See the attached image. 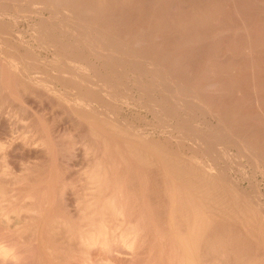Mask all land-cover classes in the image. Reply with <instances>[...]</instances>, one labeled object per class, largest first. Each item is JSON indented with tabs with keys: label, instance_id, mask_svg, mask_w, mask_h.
I'll use <instances>...</instances> for the list:
<instances>
[{
	"label": "rangeland",
	"instance_id": "obj_1",
	"mask_svg": "<svg viewBox=\"0 0 264 264\" xmlns=\"http://www.w3.org/2000/svg\"><path fill=\"white\" fill-rule=\"evenodd\" d=\"M19 1L0 0V264H264V0Z\"/></svg>",
	"mask_w": 264,
	"mask_h": 264
},
{
	"label": "bare ground",
	"instance_id": "obj_2",
	"mask_svg": "<svg viewBox=\"0 0 264 264\" xmlns=\"http://www.w3.org/2000/svg\"><path fill=\"white\" fill-rule=\"evenodd\" d=\"M16 1H18V0H16ZM21 1V0H20ZM19 1V2H20ZM15 2V1H14ZM79 2V1H78ZM81 2V1H80ZM16 3V2H15ZM18 3V2H17ZM31 4V3H30ZM82 4V3H81ZM34 5V4H33ZM45 5V4H44ZM5 8V7H4ZM56 9V8H55ZM8 10V9H7ZM31 10V9H30ZM27 11V10H26ZM83 14V13H82ZM16 16V15H15ZM69 16V15H68ZM25 17V16H24ZM71 19V18H70ZM67 20V19H66ZM72 20V19H71ZM67 22H69V21H67ZM42 26V25H41ZM91 26V25H90ZM49 30V29H48ZM255 30V29H254ZM242 32V31H241ZM257 32V31H256ZM111 36V35H110ZM109 36V37H110ZM264 36V35H263ZM117 37V36H116ZM114 38V37H113ZM51 39V38H50ZM60 40V39H59ZM60 42V41H59ZM57 44H58V47H56V49H57V51H59V50H65L64 49V47L60 44L59 45V43L58 42H56ZM108 44V43H107ZM67 45V44H66ZM56 46V45H55ZM55 46H54V48H55ZM68 46V45H67ZM113 46V45H112ZM69 48V47H68ZM111 48V47H110ZM91 49H92V47H91ZM95 49V48H94ZM105 49V48H104ZM113 49V48H112ZM115 49V48H114ZM126 49V48H125ZM93 50V49H92ZM110 50V49H109ZM96 51V50H95ZM99 51V50H98ZM62 52V51H61ZM111 52V51H110ZM79 54V53H78ZM82 54H84V53H82ZM110 54V53H109ZM80 56V55H79ZM90 56V55H89ZM33 58V57H32ZM134 58V57H133ZM76 59V58H75ZM116 59V58H115ZM14 60V59H13ZM65 60V59H64ZM77 60V59H76ZM80 60V59H79ZM86 60V59H85ZM83 61V60H82ZM130 61V60H129ZM140 61V60H139ZM28 62V61H27ZM56 62H59V61H56ZM79 62V61H78ZM143 62H144V60H143ZM16 63V62H15ZM83 63V62H82ZM115 63V62H114ZM120 63V62H119ZM118 63V64H119ZM125 63V62H124ZM132 63H133V61H132ZM146 63H148V62H146ZM145 63V64H146ZM150 63V62H149ZM11 64V63H10ZM42 64V63H41ZM46 64V63H45ZM44 64V65H45ZM59 64L60 65H63V67H67V68H70L71 70H76V68L78 67V65L72 60V59H67V61L66 62H64V61H60L59 62ZM58 64V65H59ZM144 64V65H145ZM151 64V63H150ZM153 65V64H152ZM151 65V66H152ZM90 66V65H89ZM149 66V65H148ZM5 67V66H4ZM87 67V66H86ZM119 67V66H118ZM117 67V68H118ZM22 68V67H21ZM48 68V67H47ZM148 68V67H147ZM153 68V67H152ZM79 69H80V66H79ZM91 69H92V67H91ZM114 69V68H113ZM143 69V68H142ZM154 69V68H153ZM29 70V69H28ZM67 71V69H64V71ZM78 70V69H77ZM96 70V69H95ZM150 70V69H149ZM39 71V70H38ZM45 71V70H44ZM59 72H58V78H61V80L62 79H66L68 76L67 75H65L63 72H61V70L59 69L58 70ZM88 71H90L89 69H88ZM139 71V70H138ZM162 71V70H161ZM12 72V71H11ZM52 72V71H51ZM56 72V71H55ZM68 72H70V71H68ZM84 72V71H83ZM142 72V71H141ZM149 72V71H148ZM44 73V72H43ZM80 73H82V70L80 71ZM96 73V72H95ZM94 73V74H95ZM98 73V72H97ZM109 73V72H108ZM26 74H27V72H26ZM29 74V73H28ZM84 74V73H83ZM87 74V73H86ZM89 74H90V72H89ZM94 74H91V76L92 75H94ZM32 75V74H31ZM38 75V74H37ZM42 75V74H41ZM96 75H98V77H99V74H96ZM105 75V74H104ZM130 76V75H129ZM28 77V76H27ZM85 77H87V76H85ZM97 76H95V78H96ZM119 77V76H118ZM49 78V77H48ZM57 78V77H56ZM78 78V77H77ZM88 79H90V80H92L91 78H89V77H87ZM35 79V78H34ZM82 79V78H81ZM81 79H77V81H72V82H75V83H78V85L80 84L81 86V88L82 89H85V91L90 95V97L93 99V100H95V99H101L102 98V96H101V98H100V96L95 92V91H93V89H88V88H86L85 86H82V85H84V80H81ZM85 79V78H84ZM104 79V78H103ZM112 79V78H111ZM132 79V78H131ZM33 80V79H32ZM49 80V79H48ZM51 80V79H50ZM95 80V79H94ZM98 80H100V79H98ZM110 80V79H109ZM60 81V80H59ZM63 81V80H62ZM103 81V80H102ZM30 82H32V81H30ZM55 83V82H54ZM60 83V82H59ZM64 83V82H63ZM62 83V84H63ZM67 83H69V82H67ZM98 83V82H97ZM108 83V82H107ZM34 84V83H33ZM99 84V83H98ZM103 84V83H102ZM101 84V85H102ZM51 85V84H50ZM114 85V84H113ZM34 86V85H33ZM44 86V85H43ZM63 86V85H62ZM67 86V84H65V86H64V88ZM74 86V85H73ZM41 87V86H40ZM94 87V86H93ZM106 87V86H105ZM114 87V86H113ZM48 88V87H47ZM76 88V87H75ZM111 89H112V87H110ZM11 89V88H10ZM77 89V88H76ZM103 89V88H102ZM105 89H107V88H105ZM110 89V90H111ZM156 89V88H155ZM49 90V89H48ZM110 90H107V91H110ZM118 90V89H117ZM53 91V90H52ZM72 91V90H71ZM78 91V90H77ZM76 91V92H77ZM82 92V91H81ZM73 93V92H72ZM257 93V92H256ZM78 95H79V91H78V93H77ZM81 94V93H80ZM107 94V93H106ZM106 94H104V95H106ZM121 94V93H120ZM159 94V93H158ZM217 94V93H216ZM77 95V96H78ZM104 95H103V97H104ZM110 95V94H109ZM108 95V96H109ZM255 95V94H254ZM82 96H84L83 94H82ZM88 96V95H87ZM111 96V95H110ZM124 96V95H123ZM86 97V96H85ZM85 97H82V98H85ZM89 97V96H88ZM112 97H114V98H116V96L114 95H112ZM258 97V96H257ZM81 98V97H80ZM73 99V98H72ZM78 99V98H77ZM92 99H90V100H92ZM109 99H110V97H109ZM255 99V98H254ZM257 99V98H256ZM80 100V99H79ZM100 101V100H99ZM258 101H260V100H258ZM92 102V101H91ZM115 102V101H114ZM147 102V101H146ZM93 103V102H92ZM97 103H98V101H97ZM160 103V102H159ZM99 104V103H98ZM110 104V103H109ZM146 104V103H145ZM107 106V105H106ZM104 107V106H103ZM110 107V106H109ZM115 107V106H114ZM2 109V108H1ZM80 110V109H79ZM173 111V110H172ZM99 112V111H98ZM176 112V111H175ZM83 113V112H82ZM184 113V112H183ZM218 113V112H217ZM224 114V113H223ZM80 115V114H79ZM82 117V116H81ZM88 117V116H87ZM96 119V118H95ZM85 120V119H84ZM97 120V119H96ZM104 121V120H103ZM226 121V120H225ZM98 122V121H97ZM224 122V121H223ZM99 123V122H98ZM104 124V123H103ZM223 124V123H222ZM220 125V124H219ZM94 126V125H93ZM101 126V125H100ZM99 126V127H100ZM232 127V126H231ZM107 128V127H106ZM96 129V128H95ZM128 129V128H127ZM113 130V129H112ZM120 132V131H119ZM131 132V131H130ZM234 132V131H233ZM182 134V133H181ZM213 134V133H212ZM233 134V133H232ZM127 135V134H126ZM125 135V136H126ZM129 135V134H128ZM133 135V134H132ZM244 135V134H243ZM103 137V136H102ZM116 137V136H115ZM136 137V136H135ZM237 137V136H236ZM242 137V136H241ZM117 138H119V137H117ZM104 139V138H103ZM135 139V138H134ZM224 139V138H223ZM97 140V139H96ZM148 140V139H147ZM229 140V139H228ZM233 140V139H232ZM248 143V142H247ZM242 147V146H241ZM240 146H239V148H241ZM247 147V146H246ZM246 147H244V148H246ZM264 147V146H263ZM131 148V147H130ZM209 148V147H208ZM244 150V149H243ZM245 151H247V150H245ZM249 152H250V150H248ZM252 151V150H251ZM120 152V151H119ZM255 152V151H254ZM254 152H253V154H254ZM258 155V154H257ZM111 156V155H110ZM255 156V155H254ZM135 157V156H134ZM257 157V156H256ZM133 158V157H132ZM241 158V157H240ZM251 158V157H250ZM117 159V158H116ZM126 162V161H125ZM141 163V162H140ZM188 164V163H187ZM200 164V163H199ZM202 165V164H201ZM45 166V165H44ZM143 167V166H142ZM191 167V166H190ZM134 168V167H133ZM23 171V170H22ZM103 171V170H102ZM36 172V171H35ZM88 173V172H87ZM90 176V175H89ZM163 176V175H162ZM81 177V176H80ZM174 177V176H173ZM96 178V177H95ZM93 179V178H92ZM142 179V178H141ZM168 179V178H167ZM177 179V178H176ZM179 180V179H178ZM169 184V183H168ZM92 185V184H91ZM88 187V186H87ZM86 187V188H87ZM96 188V187H95ZM224 188V187H223ZM231 188V187H230ZM108 189V188H107ZM233 189V188H232ZM6 190V189H5ZM85 190H87V189H85ZM179 190V189H178ZM174 192V191H173ZM172 192V193H173ZM222 192V191H221ZM97 194V193H96ZM169 194V193H168ZM108 195V194H107ZM100 196V195H99ZM175 197V196H174ZM196 198V197H195ZM142 199V198H141ZM173 199V198H172ZM94 200V199H93ZM106 200V199H105ZM108 200V199H107ZM146 200V199H145ZM229 200V199H228ZM239 200V199H238ZM79 201V200H78ZM112 201V200H111ZM110 201V202H111ZM148 201V200H147ZM232 201V200H231ZM115 202V201H114ZM233 202V201H232ZM180 203V202H179ZM188 203V202H187ZM93 204V203H92ZM110 204V203H109ZM112 204V203H111ZM185 204V203H184ZM189 204V203H188ZM196 204V203H195ZM195 204L194 205H192L193 207H192V216L194 217V219L192 220V226H194L195 227V222H198L199 221V223L204 219V220H206V216H205V214H203L204 213V210H205V212H206V210H207V208L205 209V207H208V206H205V203H204V210H203V213H202V215L201 216H199V211L201 212V210H202V208H201V210L196 206L195 207ZM97 205V204H96ZM103 205V204H102ZM101 205V206H102ZM182 205V204H181ZM236 205V204H235ZM237 205H239V204H237ZM178 206V205H177ZM229 206V205H228ZM244 206V205H243ZM243 206H240L241 208H243ZM246 206V205H245ZM244 206V207H245ZM79 207V206H78ZM110 207V206H109ZM115 207V206H114ZM179 207V206H178ZM190 207V206H189ZM221 207V206H220ZM223 207V206H222ZM95 208V207H94ZM112 208V207H111ZM199 210H198V209ZM209 208V207H208ZM217 207L215 206V209H216ZM246 208H247V206H246ZM79 209V208H78ZM96 209V208H95ZM210 209V208H209ZM218 209H220V208H218ZM244 209V208H243ZM85 210V209H84ZM231 210V209H230ZM235 210V209H234ZM233 210V211H234ZM245 211H246V209H244ZM27 211V210H26ZM82 211V210H81ZM93 211V210H92ZM95 211V210H94ZM101 211H102V208H101ZM111 211H112V209H111ZM208 211H210L211 212V210H208ZM249 211H250V213L252 212L251 211V209H247V212H248V215L250 214L249 213ZM96 212V211H95ZM100 212V211H99ZM103 212V211H102ZM82 213V212H81ZM94 213V212H93ZM188 213V212H187ZM186 213V214H187ZM206 213H208V212H206ZM212 213H213V209H212ZM95 214V213H94ZM102 214V213H101ZM118 214V213H117ZM236 214V213H235ZM247 215V214H246ZM251 215H253V213L251 214ZM104 216V215H103ZM203 216H205L204 218H203ZM189 217H191V215L189 216ZM216 217V216H215ZM226 217V216H225ZM187 218V217H186ZM239 219H241V218H239ZM107 220V219H106ZM95 221V220H94ZM228 221V220H227ZM15 222V221H14ZM189 222V221H188ZM19 223V222H18ZM87 223V222H86ZM204 223H205V221H204ZM210 223V222H209ZM209 223H207V225L209 224ZM234 223V222H233ZM215 224V223H214ZM213 224V225H214ZM242 224V223H241ZM59 225H61V224H59ZM115 225V224H114ZM191 225V224H190ZM202 225V224H201ZM217 225V224H216ZM102 226V225H101ZM197 226V225H196ZM104 227V226H103ZM113 227V226H112ZM197 227H199V226H197ZM202 227H204L203 225H202ZM201 227V228H202ZM207 227V226H206ZM83 228V227H82ZM95 228V227H94ZM100 228V227H99ZM130 228V227H129ZM101 229V228H100ZM104 229V228H103ZM102 229V230H103ZM113 229V228H112ZM133 229V228H132ZM136 229V228H135ZM138 229V228H137ZM199 229H200V227H199ZM198 229V230H199ZM208 229V228H207ZM213 229V228H212ZM263 229V228H262ZM97 230H99V229H97ZM195 230H196V228H195ZM13 231V230H12ZM126 231V230H125ZM131 232H132V230H130ZM134 231V230H133ZM101 232H103V231H101ZM115 232V231H114ZM121 232H122V230H121ZM138 232V231H137ZM192 232H194V231H192ZM191 232V233H192ZM205 232H206V230H205ZM93 233H94V231H93ZM98 233V232H97ZM99 233H100V231H99ZM98 233V235H100ZM112 233H113V231H112ZM125 233V232H124ZM180 233V232H179ZM188 233V232H187ZM199 233V232H198ZM198 233H197V236H196V238L198 237ZM72 234V233H71ZM103 234H106V232L105 233H103ZM108 234V233H107ZM172 234V233H171ZM75 235V234H74ZM83 235V234H82ZM95 235V234H94ZM97 235V234H96ZM95 235V236H96ZM137 235V234H136ZM180 235V234H179ZM188 234H186V236H187ZM190 235V234H189ZM188 235V236H189ZM193 235V234H192ZM196 235V234H195ZM84 236H86V235H84ZM103 236V235H102ZM78 237H80L79 235H78ZM98 237V236H97ZM96 237V238H97ZM200 237H201V235H200ZM205 237V236H204ZM86 238V237H85ZM89 238V237H88ZM105 238V237H104ZM103 238V239H104ZM108 238V237H107ZM182 238V237H181ZM183 238H185V237H183ZM187 238V237H186ZM190 238H192V237H189V240H192V239H190ZM202 238V237H201ZM87 239V238H86ZM125 239H127V238H125ZM195 239V238H194ZM135 240V239H134ZM180 240V239H179ZM182 240V239H181ZM186 240V239H185ZM198 240V239H197ZM204 240H205V238H204ZM79 241L81 242V240L79 239ZM86 241V240H85ZM85 241H84V243H85ZM93 240L91 239V238H89V240L86 242V243H91ZM100 241H101V236H100ZM102 241H104V240H102ZM107 241V239L105 240V242ZM195 241V240H194ZM124 242V241H123ZM134 242V241H133ZM178 242H180V241H178ZM177 242V243H178ZM184 242V241H183ZM197 242V241H196ZM196 242H193L194 244L196 243ZM85 243V244H86ZM104 243V242H103ZM192 243V242H191ZM81 244H82V242H81ZM92 244H94V243H92ZM97 244V243H96ZM105 244V243H104ZM124 244V243H123ZM130 244V243H129ZM180 244V243H179ZM101 245V244H100ZM133 245V244H132ZM131 245V246H132ZM138 245V244H137ZM178 245V244H177ZM176 245V246H177ZM186 245V244H185ZM88 246V245H87ZM130 246V245H129ZM130 246V247H131ZM181 246V245H180ZM187 246V245H186ZM194 246V245H193ZM104 247H106V246H104ZM189 248V247H188ZM195 248V247H194ZM205 248V247H204ZM196 249V248H195ZM45 250V249H44ZM182 250V249H181ZM197 250V249H196ZM198 252H199V250H198ZM226 252V251H225ZM220 253V252H219ZM223 253V252H222ZM98 254V253H97ZM192 254V253H191ZM210 254H212V253H210ZM224 254V253H223ZM178 255H179V253H178ZM225 255V254H224ZM199 256V255H198ZM223 256V255H222ZM203 257V256H202ZM182 258V257H181ZM217 258V257H216ZM219 258V257H218ZM191 259H192V256H191ZM196 260V259H195ZM199 260V259H198ZM203 260V259H202ZM215 259H213L212 261H214ZM161 261V260H160ZM211 261V262H212ZM188 261H186V263H187ZM206 262V261H205ZM208 262V261H207ZM210 262V263H211ZM219 262V261H218ZM218 262H216V263H218ZM88 263V262H87ZM183 263V262H182ZM196 263H197V261H196ZM202 263H204V262H201V264ZM214 263V262H213ZM195 264V263H194ZM197 264H199V263H197ZM215 264V263H214ZM220 264V263H219Z\"/></svg>",
	"mask_w": 264,
	"mask_h": 264
}]
</instances>
